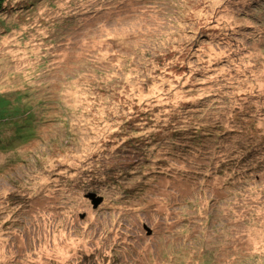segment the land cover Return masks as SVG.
Returning <instances> with one entry per match:
<instances>
[{"label":"rangeland","instance_id":"1","mask_svg":"<svg viewBox=\"0 0 264 264\" xmlns=\"http://www.w3.org/2000/svg\"><path fill=\"white\" fill-rule=\"evenodd\" d=\"M4 4L0 264H264V0Z\"/></svg>","mask_w":264,"mask_h":264},{"label":"trees","instance_id":"2","mask_svg":"<svg viewBox=\"0 0 264 264\" xmlns=\"http://www.w3.org/2000/svg\"><path fill=\"white\" fill-rule=\"evenodd\" d=\"M5 1L7 0H0V11L6 9L4 8V6L6 5L4 4ZM15 4H18V2H16ZM28 95H30V98H27ZM24 99L26 101H24ZM31 101H36L37 106L39 105L41 106V108L48 106L46 111L43 112L44 114L39 121H38V117H39L38 112L34 113V109L36 107L34 104L31 103ZM49 103L50 104L48 105L47 101H45L44 99L33 96V94L29 90L25 92L17 90L9 93L8 95H4V93H1L0 94V124L3 121H7L10 124L16 125L15 132L17 136L12 135L9 137V139L15 138V139H20L22 141H30L38 137L39 136L38 130L35 129L36 126L37 125L45 126L49 121L53 119L51 114L49 113L53 111V109L55 108L52 106L53 105L52 102ZM22 131L25 132V136L21 133ZM5 145H9V143L7 141L2 140V143H0V148L1 146H5ZM92 259L95 261V263L92 261ZM84 262L85 264H92V263L101 264L99 260L94 259L93 256L87 257L86 261ZM116 262L117 261H113L111 264H117Z\"/></svg>","mask_w":264,"mask_h":264}]
</instances>
